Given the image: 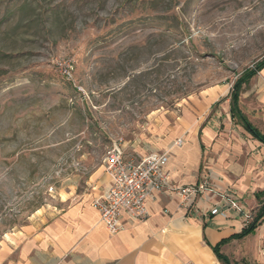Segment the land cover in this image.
I'll list each match as a JSON object with an SVG mask.
<instances>
[{
	"label": "rangeland",
	"instance_id": "obj_1",
	"mask_svg": "<svg viewBox=\"0 0 264 264\" xmlns=\"http://www.w3.org/2000/svg\"><path fill=\"white\" fill-rule=\"evenodd\" d=\"M263 56L264 0H0V244L114 141L165 151L155 129L219 112Z\"/></svg>",
	"mask_w": 264,
	"mask_h": 264
},
{
	"label": "crops",
	"instance_id": "obj_2",
	"mask_svg": "<svg viewBox=\"0 0 264 264\" xmlns=\"http://www.w3.org/2000/svg\"><path fill=\"white\" fill-rule=\"evenodd\" d=\"M224 98L219 112L201 122L169 133L155 129L165 151L128 155L122 146L132 162L168 155L167 188L146 202L144 221L122 214L124 226L114 234L101 223L91 202L109 184L102 159L84 191L65 192L57 207L0 244V264H222L214 253L218 245L231 264H264V220L251 234L232 238L242 231L244 216L257 211L256 194L264 193V144L231 118L230 90ZM238 103L264 134V67L242 86ZM201 184L206 189L185 203L171 190ZM215 207L226 217L212 216Z\"/></svg>",
	"mask_w": 264,
	"mask_h": 264
},
{
	"label": "built area",
	"instance_id": "obj_3",
	"mask_svg": "<svg viewBox=\"0 0 264 264\" xmlns=\"http://www.w3.org/2000/svg\"><path fill=\"white\" fill-rule=\"evenodd\" d=\"M70 67L66 79H70ZM167 153L149 155L137 162L127 161L119 141H114L103 158L104 171L109 179L107 188L92 199L91 205L98 212L101 223L110 234L122 230L124 224L122 214H126L133 221H144L147 218L146 202L156 192L167 188L169 173L166 169ZM205 184L197 187H174L171 190L185 203L198 192L205 190ZM51 191V190H50ZM230 207L239 211L235 202ZM212 216L226 217L225 212L217 207L210 210ZM252 217L244 216L243 226ZM264 255V247H261Z\"/></svg>",
	"mask_w": 264,
	"mask_h": 264
},
{
	"label": "trees",
	"instance_id": "obj_4",
	"mask_svg": "<svg viewBox=\"0 0 264 264\" xmlns=\"http://www.w3.org/2000/svg\"><path fill=\"white\" fill-rule=\"evenodd\" d=\"M263 67L264 56L259 61L255 62L254 65L244 69L234 80L230 88V115L231 118L240 124L253 138L264 144V134L260 133L254 126H252L247 117L240 110L238 103L239 93L242 86L248 83V81ZM256 199L259 207L252 217V220L243 227L239 234L234 235L232 238L240 239L251 234L257 228L259 223L264 220V193H257ZM214 253L222 264H231L225 256L219 253V245L214 248Z\"/></svg>",
	"mask_w": 264,
	"mask_h": 264
}]
</instances>
